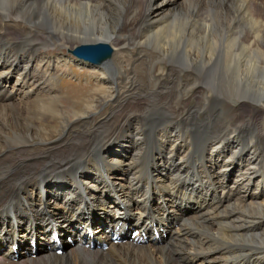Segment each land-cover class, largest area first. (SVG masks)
Listing matches in <instances>:
<instances>
[{"label": "bare ground", "instance_id": "6f19581e", "mask_svg": "<svg viewBox=\"0 0 264 264\" xmlns=\"http://www.w3.org/2000/svg\"><path fill=\"white\" fill-rule=\"evenodd\" d=\"M175 1L0 0L2 22L28 27L21 38L7 34L6 27L0 33V47L5 45L0 50V242L23 240L37 228L47 241V231L56 227L70 228L78 240L89 239L96 208L107 221L123 220L131 217L132 204L142 209L133 218L143 228L170 231L171 218L186 220L165 244L130 251L151 264H264V47L257 42H264V0H197L198 6L186 0L179 7ZM207 5L212 7L203 9ZM223 16L226 29L212 33L207 22ZM237 21L246 26L233 27ZM57 44L97 67L102 84L115 93L122 78L113 52L149 44L157 53L150 71L155 86L119 103L86 136L53 140L40 153L9 156L11 147L31 144L30 114L48 108L44 75L55 60H44L41 50ZM185 72L193 81L183 90ZM21 93L32 94L33 101L5 105ZM241 107L254 109L257 118ZM149 125L157 138L145 136ZM130 127L133 134L121 135L119 130ZM221 130L229 132L207 136ZM186 138L193 139L204 168L218 169L222 176L205 168L210 180L202 184L198 167H186L174 156L173 146L180 148ZM163 195L176 212L145 211L148 199L157 202ZM21 226L23 232L16 235ZM102 235L95 229V238ZM125 247L117 246L128 253ZM112 259L78 248L58 256L50 248L34 261L8 264H117ZM0 264H5L2 257Z\"/></svg>", "mask_w": 264, "mask_h": 264}, {"label": "rangeland", "instance_id": "374dc122", "mask_svg": "<svg viewBox=\"0 0 264 264\" xmlns=\"http://www.w3.org/2000/svg\"><path fill=\"white\" fill-rule=\"evenodd\" d=\"M185 1L186 0H176L175 5L177 7L180 5L184 6ZM191 4L198 6L197 0H192ZM167 5L168 4H166V6ZM254 5L256 4L254 3ZM208 6L212 7L207 5L206 7H203V9H208ZM223 18L225 17H219L217 21L213 20L211 22H207L209 24L207 28L211 30L212 33L215 32L218 35L223 27L226 29V23ZM152 20L153 16L151 15L148 18V23ZM180 21L181 25L184 26V17H182ZM244 26L246 25H244L241 21L233 23V27L235 28ZM3 27L7 28V34L17 38H21L28 32V27L26 25L18 24L17 22H2L0 20V33L1 28ZM247 29L248 28H246L245 31H248ZM39 35L40 38H44V35L38 33V36ZM230 35L232 37H239L236 33H230ZM250 39L254 40V36L252 35ZM257 42H260L259 45L264 47V42L262 40H257ZM2 47H5V45ZM2 47H0V50ZM67 47L57 44L56 47H49L46 50H41L45 52V55L42 54L44 60L49 61L50 58H53L55 61H57H53V65L50 66L48 72H46L44 75L47 77L45 82L50 87L49 92H42V94L44 93L48 98L46 100L48 108L46 107L44 110H40L38 113L36 112L30 114V118L31 116L34 117L31 119L33 129V133L31 134V137H33L31 138L32 140L30 139L31 144L25 145L19 149L11 147V149L7 151L9 156L40 153L48 146L53 145V140L57 141L58 139H65L67 141H72V139H76L77 136L88 134V131L97 125L101 119L106 118V115H108L111 111H114V109H117L119 103L121 104L127 100L138 99L144 93H147L150 89H153L155 86V82L150 78V71L151 66L155 64L153 61L157 60V53L149 46V44H143L138 47L127 46L126 48H117L113 52V56L121 69L119 70L118 76L119 78H122V80L120 79L122 82L119 80L117 85L118 93L109 91L107 89L108 87L105 84H102L101 80L99 79V77L102 76L101 71L97 69V67L91 66L87 63L86 65L85 63L78 61L75 59L74 55L70 54V50H68L69 48L67 49ZM22 52V49H19V52L18 49L16 50L17 54L25 57L26 53ZM36 65L39 66V64ZM154 68L157 70V66ZM189 75V72L183 73L184 82H187L184 84L183 90L193 81V78H191V76L189 77ZM124 76H126V78ZM15 77H13V80H11V85L14 83ZM165 78L169 79L168 76ZM160 85L164 86L163 84ZM32 97V94L22 97L21 93L19 96L15 97V100L10 101L12 103L7 102L5 105L14 104L17 106H27L30 104V101H33V99H31ZM199 97H201V93L199 92L194 95V98L196 99ZM194 98H190L188 102L190 105L194 104ZM248 103L253 105L250 102ZM241 108L242 112H251V114L257 118L255 115L257 112H255L254 109H250L249 107H246V109L244 107ZM10 121H12V119H10ZM37 127L40 129L38 128V130ZM133 128L134 127H130V129H121L119 131L122 133L121 135L128 136L127 132L129 134H133V131L131 130ZM133 130H135V128ZM145 131V136L157 138L155 135V128L153 126L149 125ZM227 132L229 131L221 130L219 132H210L207 134V136L209 137L215 135L216 133H220L224 137ZM41 139H49L50 141L43 143L41 142ZM119 140H121V138ZM191 140L193 139L187 140L186 138L184 141H181L180 148L175 144L173 146L174 156L180 158L186 167H189L190 164L196 165L203 174L201 176L202 184H206V181L210 180V176L208 173H206L205 168L211 173V175L216 174L217 176H222V173L218 169H208L207 166L204 168L198 155L199 151L193 147ZM262 146L264 148V143ZM211 161L209 163H211ZM136 170L139 172L141 171L140 168H137ZM256 172L257 167L254 168L253 175ZM163 174L165 175L166 172L164 171ZM199 193L202 195L201 192ZM46 196L50 197V195ZM126 254L129 255L127 256ZM121 257L123 258L120 260V262L116 261L117 264H151L147 258L142 256L140 253L137 254L134 252H123ZM157 259L159 262H161L159 258Z\"/></svg>", "mask_w": 264, "mask_h": 264}]
</instances>
